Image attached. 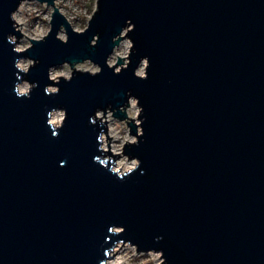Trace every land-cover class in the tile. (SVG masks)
<instances>
[{"label": "water", "instance_id": "95a60500", "mask_svg": "<svg viewBox=\"0 0 264 264\" xmlns=\"http://www.w3.org/2000/svg\"><path fill=\"white\" fill-rule=\"evenodd\" d=\"M24 1L0 0V264H107L123 244L164 264H264V0H97L84 30L38 0L50 31L19 50ZM96 111L136 140L113 153ZM122 156L142 163L118 171Z\"/></svg>", "mask_w": 264, "mask_h": 264}, {"label": "rangeland", "instance_id": "374dc122", "mask_svg": "<svg viewBox=\"0 0 264 264\" xmlns=\"http://www.w3.org/2000/svg\"><path fill=\"white\" fill-rule=\"evenodd\" d=\"M96 1L97 0H55V3L60 8L61 12L71 22L75 29L84 30L88 25L89 19L92 17L95 11ZM53 10V7H50L45 3H41L38 0H26L22 2L19 9L13 15L14 18L19 19V21L22 23V32L26 34L21 36L17 41L16 36H12V39L16 41L17 49L24 50L28 46H30V38L40 39L48 34L51 28L50 21L52 18ZM59 35L62 38H66L64 30H62ZM130 45L131 43L128 40H124L121 45H119V47L115 49L114 53L109 58V63L111 65L115 64L119 56H128L130 51ZM31 63H34L31 59H22L19 61V66L23 69H28ZM76 67L79 69L91 71H97L100 69L97 64H94L89 60L76 64ZM145 68L146 66L142 64L137 72H145ZM71 73L72 68L69 63H65L51 69V77L54 76L57 78L60 75L69 77L71 76ZM31 87L32 84L25 81L20 84L19 88L21 91H28ZM51 89L54 90L56 89V87H51ZM130 103L131 106L127 109L129 116L134 117L137 122H140V108L137 105V101L135 99H131ZM100 114L101 117H105L108 121H110L108 124V134L109 136H112V141L110 142V150H112L113 153H122L124 143L126 141H134L136 140V137L130 134L129 127L126 121L123 122L115 119L110 111L107 113V116H105L103 112H101ZM53 115H55L54 117L56 118H64V111L60 110L58 112L53 113ZM52 116L50 120H52ZM139 131H141L140 128ZM103 136L104 138H106L107 134H103ZM107 148L109 149V147ZM118 159L123 163H127V165L130 166H133L137 163V160H129L124 156L119 157ZM115 165L114 168H116ZM116 248L118 249V251L117 249H115L114 252H117L114 257L109 258V261L114 260L116 258H120L122 264H164L162 262L163 259L160 253H143L140 255H136L135 246L123 247L122 245H118Z\"/></svg>", "mask_w": 264, "mask_h": 264}, {"label": "clouds", "instance_id": "9594fccd", "mask_svg": "<svg viewBox=\"0 0 264 264\" xmlns=\"http://www.w3.org/2000/svg\"><path fill=\"white\" fill-rule=\"evenodd\" d=\"M13 18H14V16H13ZM94 37H96V38H99L100 39V36H99V33H97ZM93 37V38H94ZM57 39H59L61 42H63V43H67L68 41H67V39H64V38H61V37H59V36H57ZM91 45L92 46H95V41H94V39H92L91 40ZM143 64L147 67L148 66V62H149V58L146 56V57H144L143 58ZM115 74H117L116 72H115ZM135 75L136 76H139L140 78H142V79H147L148 78V73L146 74L144 71H140L139 73H136L135 72ZM70 79V78H69ZM47 91H53V89H47ZM56 91H58V89L56 90ZM16 94L18 95V97H21L22 95H23V93H17L16 92ZM139 99V98H138ZM139 103H140V100H139ZM140 107L143 109V107H142V105L140 104ZM144 111V110H143ZM95 115L96 116H100L101 114L99 113V111H96L95 112ZM145 119H146V117H145ZM90 120H91V122H93V123H95L96 122V119H94V116L93 117H90ZM142 122H144L143 120H142ZM53 135L54 136H58L59 135V132L58 131H54L53 130ZM143 135V131H141L140 132V136H142ZM140 136H139V141L138 142H136V143H134V145H138L139 144V142H140ZM104 138V136H103V131L100 133V135H99V140H102ZM96 159L97 160H99V157H96ZM141 160L139 159V162L137 163V164H134L131 168H129V170H128V174H131V173H133V171L134 170H137L138 168H139V166L141 165ZM61 165L62 166H65L66 165V161H62L61 162ZM134 169V170H133ZM112 171V170H111ZM113 173V172H112ZM145 173V170H143V169H141V174L143 175ZM119 175V177L120 178H124L127 174H118ZM157 239H162V237H158Z\"/></svg>", "mask_w": 264, "mask_h": 264}, {"label": "bare ground", "instance_id": "6f19581e", "mask_svg": "<svg viewBox=\"0 0 264 264\" xmlns=\"http://www.w3.org/2000/svg\"><path fill=\"white\" fill-rule=\"evenodd\" d=\"M50 7H52V6H50ZM15 21H16V25H17V22L19 23L18 25H17V29L19 28V29H21V32H22V27H21V25H20V21H19V19H17V18H15ZM64 39H66V38H64ZM121 45V44H120ZM119 47V46H118ZM87 61V60H86ZM90 61V60H89ZM82 63V62H81ZM121 67V65L120 66H118V68H120ZM77 68V67H76ZM72 70H73V68H72ZM59 76V75H58ZM52 78H56V77H52ZM58 78V77H57ZM56 78V79H57ZM131 104V103H130ZM131 106V105H130ZM129 106V107H130ZM128 107V108H129ZM108 113V112H107ZM107 113H106V116H107ZM53 115V114H52ZM55 115H53L52 116V120H51V122H52V124L53 125H59L61 122H62V118H56V117H54ZM99 117H101V116H99ZM56 118V119H55ZM102 119L103 120H106V118L105 117H102ZM109 122L110 121H108V124H109ZM112 141V139L110 140V138H108V142H111ZM108 142H107V137L106 138H103V140H102V145H103V147H104V149L105 150H108V148L107 147H109V145H108ZM116 170H120V171H126V170H128L129 168H131L132 166H130V165H127V163H123L122 161H120L119 159L118 160H116ZM108 263L109 264H122V261L120 260V258H116V259H114V260H110V261H108Z\"/></svg>", "mask_w": 264, "mask_h": 264}, {"label": "built area", "instance_id": "2783aa9c", "mask_svg": "<svg viewBox=\"0 0 264 264\" xmlns=\"http://www.w3.org/2000/svg\"><path fill=\"white\" fill-rule=\"evenodd\" d=\"M58 111H60V110H58ZM58 111H56V112H58ZM54 113H55V112H54ZM100 113H101V112H100ZM63 116H64V115H63ZM62 121H63V118H62ZM102 140H103V139H102ZM128 170H129V169H128ZM126 171H127V170H126ZM122 172H123V171H122ZM122 246H123V247H126V246H132V247H134L133 245H130V244H123ZM115 249H117V248H115ZM115 249H114V251H115ZM114 251H113V252H114ZM148 253L151 254V253H156V252H148ZM140 254H143V253H142V252H138V251L136 250V255H140ZM108 261H109V260H108ZM108 261H107V264H109Z\"/></svg>", "mask_w": 264, "mask_h": 264}]
</instances>
